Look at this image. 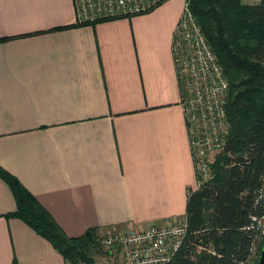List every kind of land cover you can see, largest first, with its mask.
Returning <instances> with one entry per match:
<instances>
[{
    "label": "crops",
    "instance_id": "crops-1",
    "mask_svg": "<svg viewBox=\"0 0 264 264\" xmlns=\"http://www.w3.org/2000/svg\"><path fill=\"white\" fill-rule=\"evenodd\" d=\"M184 4L76 26L72 0H0V167L70 237L187 216L196 174L173 53ZM16 208L0 176V264H68Z\"/></svg>",
    "mask_w": 264,
    "mask_h": 264
},
{
    "label": "trees",
    "instance_id": "trees-1",
    "mask_svg": "<svg viewBox=\"0 0 264 264\" xmlns=\"http://www.w3.org/2000/svg\"><path fill=\"white\" fill-rule=\"evenodd\" d=\"M190 8L229 81L232 128L226 151L213 163V179L189 197V233L170 264H239L250 254L252 234L244 228L264 180V0H191ZM90 24L96 23L75 25ZM0 176L16 200L11 216L49 240L68 264H96L97 229L68 236L14 175L0 167Z\"/></svg>",
    "mask_w": 264,
    "mask_h": 264
},
{
    "label": "built area",
    "instance_id": "built-area-1",
    "mask_svg": "<svg viewBox=\"0 0 264 264\" xmlns=\"http://www.w3.org/2000/svg\"><path fill=\"white\" fill-rule=\"evenodd\" d=\"M168 0H72L78 23H97L149 13ZM185 0L177 23L173 53L181 88V104L196 174V190L214 177L213 155L225 152L232 124L227 113L230 84L213 47ZM194 193L192 191L190 196ZM244 229L251 231L250 254L239 264H254L264 241V180ZM189 233L188 217L168 224H131L109 232L101 243L110 251L119 247L122 264H170ZM205 247H198V250ZM211 251V250H209Z\"/></svg>",
    "mask_w": 264,
    "mask_h": 264
},
{
    "label": "rangeland",
    "instance_id": "rangeland-1",
    "mask_svg": "<svg viewBox=\"0 0 264 264\" xmlns=\"http://www.w3.org/2000/svg\"><path fill=\"white\" fill-rule=\"evenodd\" d=\"M260 0H242L243 3L245 4H258ZM224 152H222L221 154H223ZM232 155V154H230ZM101 240V238H100ZM99 240V241H100ZM100 245V246H99ZM98 245V247H95L94 249V260L96 264H122L123 262V258L120 254L119 251H115L113 253L112 256H106L101 249H107L100 241V244ZM256 264V262L254 263Z\"/></svg>",
    "mask_w": 264,
    "mask_h": 264
},
{
    "label": "water",
    "instance_id": "water-1",
    "mask_svg": "<svg viewBox=\"0 0 264 264\" xmlns=\"http://www.w3.org/2000/svg\"><path fill=\"white\" fill-rule=\"evenodd\" d=\"M256 264H264V241L262 242L260 253H259V258Z\"/></svg>",
    "mask_w": 264,
    "mask_h": 264
}]
</instances>
